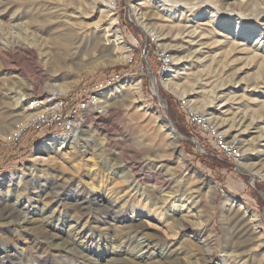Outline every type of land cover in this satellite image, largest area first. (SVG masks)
I'll list each match as a JSON object with an SVG mask.
<instances>
[{
	"label": "rangeland",
	"instance_id": "rangeland-1",
	"mask_svg": "<svg viewBox=\"0 0 264 264\" xmlns=\"http://www.w3.org/2000/svg\"><path fill=\"white\" fill-rule=\"evenodd\" d=\"M65 1L72 0H0V200L8 202L6 211L0 213V253L8 251L22 262L27 261L25 264H36L32 259L35 255L63 264L64 253L53 248L68 245L70 252L87 264H168L170 259H177L180 264H264V121L259 118L262 115L259 107H264V90L260 95L229 88L217 94L215 87L221 83L215 85L209 81L216 78L220 81L225 59L215 55L220 51L196 56L201 47L194 45L197 36H213L211 41L239 42L264 57V21L259 20L254 9L244 11L232 6L234 9L229 10L219 0H114L111 9L107 5L110 0H97L98 5L87 19H75L67 17L69 6L80 8L84 14H89L91 8L84 0L77 5H66ZM64 5L67 9H63ZM197 6H206L210 11L204 10L200 15L185 18L187 12ZM111 13L115 16L111 17ZM109 15L115 21L114 29L120 32L124 46L106 37ZM211 15L214 16L212 20ZM97 22L96 37L104 35V42L96 48L92 42L82 43L77 49L75 43L83 36L75 30L78 33L76 40V36L69 38L66 23L75 29V24L89 28ZM205 22L210 24L209 28ZM171 27L188 29L196 38L187 33L177 36L165 30ZM199 28L206 29V32L200 33ZM249 30L252 34L247 36ZM90 36L87 33L84 38ZM14 42L22 47L12 48ZM62 48L68 50L61 52ZM227 49L228 46L225 51ZM126 52L130 53L127 59ZM245 57L234 56L232 60L236 66L226 74L240 68L246 62ZM160 60L164 66L162 70ZM247 72L239 79L264 78V63ZM117 74L120 78L102 88L95 98H89L90 102L84 107L81 134L88 138L85 147L79 146L80 141L76 140L62 147L39 150L56 137L72 135L61 131L53 134L44 131L39 135L32 131L18 150L7 146L14 144L15 137L24 130H35L42 120L22 118L25 113L45 108L49 112L53 100L47 98L44 101V94L81 96L89 84L101 83ZM193 77L197 84L191 89L188 84L192 83ZM166 80L173 81L177 90L165 88ZM130 81H138V95L131 91L132 95L125 96L128 89L115 91ZM58 85L65 90L61 92L54 88ZM110 92L115 95L110 99L102 98V101L100 98V104L97 103V96H109ZM15 95L27 99L23 101L22 111L20 104L12 98ZM183 95L187 98L184 99ZM218 95L226 99L237 95L243 98L241 103L222 108V103L215 99ZM34 96L42 103L36 104ZM120 101H125L124 105ZM187 101H190L189 105ZM180 102H184L187 108L199 109L204 118L210 114L214 123L207 118L208 122L220 135L223 133L226 141L237 147V159H228L213 142L201 135L197 126L179 108ZM156 119L175 130L176 135L170 132L174 139L168 130L155 123ZM13 121L16 124L11 125ZM15 126L18 133L10 137ZM2 129L8 132L2 134ZM147 163L154 165L147 167ZM154 166H159L167 174L173 173L176 188L185 193L188 189L194 191V205L192 203L190 209L179 201L167 213H158L149 207L154 217L136 219L142 222L135 223L142 224L133 228L129 220L105 215L84 216L78 209L80 201L78 195L73 194L76 188L102 195L91 197L96 198V204L107 205L110 200L118 206L131 201L135 206L143 207L142 199L124 187L120 171L132 174L134 180H140L142 186L149 189L154 178L146 176L154 171ZM32 167L36 170L32 171ZM40 169L43 172L39 173ZM59 173L69 177V185L48 182L50 176ZM162 188L165 192L172 190L166 184ZM227 198L235 200V204L225 206ZM94 202L91 201L89 207H95ZM15 212L26 214L15 218ZM183 220L191 232L185 235L194 234L190 239L193 243H188L184 233L174 237L170 233ZM134 228L142 231L150 245L168 248L167 258L157 249H152V255H143L145 250L139 252V249L126 245L122 235ZM248 229L256 235L260 232L262 246L247 243L239 250L228 244L226 239L231 232H248ZM43 231L50 232L52 238L43 239L40 235ZM198 233L208 240L209 255L205 256L203 248L197 245ZM248 249H251L250 254ZM3 258L0 264H15L5 255ZM82 261L64 264H82Z\"/></svg>",
	"mask_w": 264,
	"mask_h": 264
},
{
	"label": "bare ground",
	"instance_id": "bare-ground-1",
	"mask_svg": "<svg viewBox=\"0 0 264 264\" xmlns=\"http://www.w3.org/2000/svg\"><path fill=\"white\" fill-rule=\"evenodd\" d=\"M84 1L87 4V7H90L91 8V11L89 12V14L81 13L80 12L81 11L80 8H78V7L69 6L68 9L70 11L68 12L67 17L68 18H75V19H77V17H80L82 19H87L88 16L91 14L92 9L95 8L98 5V1L97 0H84ZM219 1L224 2V5H227V7H228L229 10L234 9V7H232V6H236V7H239L241 9H244V11L254 9L255 12L257 13V17H260L259 20L264 21V0H260V2L262 1V3H260V4H258L257 0H240L239 2L237 0L234 3H233L234 0H232V2H229L231 0H219ZM113 2H114V0L108 1V4H107L108 5V8H110V9L112 8V6L114 5ZM236 2H237V4H235ZM65 3H66V5L67 4L77 5V4H80L81 2H80V0H72V1H65ZM100 3L103 4V2H100ZM140 4L141 3L137 4V6H139ZM260 6H262V8H260ZM63 9H67V7L64 5L63 6ZM204 10H209V9H206V6H197V7H195L194 10L188 11L187 14L188 13L189 14L185 18H190V17H195L197 15H200ZM101 13H104V11L101 10ZM111 15H112L111 17L115 16L113 13H111ZM111 17L109 15V18L110 19H109V25H108V28H107L108 35L106 37H111L115 41H118V43H116L117 45H119V44L120 45H123L122 38L120 36V32L116 28L114 29L115 21L113 22V20L111 19ZM213 17H214L213 15L209 16V18H211V20H212ZM74 23H76V22H73V24ZM99 23H100V21H99ZM99 23L97 22L94 25H89V28H87V26L84 28V26H82L81 24H79V25L78 24H75L77 26L75 29H71L70 27H68V25H69L68 23H66L67 26L66 25L65 26H66V30L70 34V37L69 38L72 39L73 37H75L78 34V33L77 34L75 33V30H77L78 32H80V34L83 36L80 39H77L78 41L75 43L77 49H78V46L79 45L81 46L82 43L84 44L86 42H90V43L92 42L93 43V47L95 46V48H96V45H98L100 42H104L103 41L104 40L103 38H106L104 35H102V37H96V34L98 33V30H99V28H98L99 27ZM208 25H210V24H207L206 23V27ZM209 27L210 26H208V28ZM87 29H89V30H87ZM199 29H201L200 30V33L201 32H204V31L206 32V29H204V28H199ZM72 30L74 31V33H73ZM165 30H168L169 33L175 34L177 36L178 35H182L183 33H187L188 35H191L192 37L194 36V33L193 32H191L190 30L187 31L188 29H185V28L171 27V28H167ZM207 32H209V31H207ZM87 33H90V35H91L88 39L87 38H84V36ZM199 34H197V35H199ZM250 34H252V32H250V30H249L246 35L248 36ZM76 38H77V36L74 38V40H76ZM193 38L195 39L196 36H194ZM212 39H213V36L212 37L211 36L204 37L202 35V37H199V38L197 36V40H196V43L194 45L201 47V49H200L201 51L196 52V56L197 55L201 56L202 54H205V53L208 54L210 52L213 53V52L220 51L219 53H216L215 55H218V56H221V57L223 56L222 59L223 58L225 59V61H223L224 67H223L222 72H221V74L223 73L222 75H224L225 77L222 78V75L220 74L221 75L220 76V81H218V78H216L215 80L209 81L210 84L211 83L212 84L215 83V85L217 83H221V85H218L217 87H215V91L217 92V94L218 93H221L223 90H226V89H229V88H232V89H244V91L249 90V92L252 91V92L257 93V94H260V95L263 94V92H260V91L261 90H264V78L258 77L260 79H257V78H254L253 77V79H250V80H247L246 79L245 80V79H242V78L239 79V77H240V75H242L245 72H247L249 69L252 70L253 68L258 67V65L264 63V57H262L260 55H257L256 51L252 50L251 47H250L251 48L250 49V48H248V46H246L244 44H241L239 42H236V43L234 42L232 44H226V42H227L226 41L225 44H223L224 42L221 41V40H219V41L218 40L211 41ZM244 40L246 41V39H244ZM234 41H236V40H234ZM221 42H223V43H221ZM15 46L22 47V45H18V42H14L12 48H14ZM227 46H228V49L225 51V48ZM95 48H93V49H95ZM26 49H28V48H26ZM67 50H68V48H62L61 49V52H65ZM237 55H239V56L245 55L246 56L245 57L246 62L240 68H236L232 74H226L228 70L231 71L236 66L235 65V62H234V60H232V58L234 59V56H237ZM129 57H130V53L129 52H126L125 59H127ZM216 59H217V56H216ZM220 60H221V58H220ZM214 63H216V62H214ZM221 65H220V67H221ZM94 68H97V66H95ZM228 76H230L229 77L230 79H227ZM150 77L153 78V75L150 74ZM261 77H263V76H261ZM222 79H223V83H222ZM166 81H165V84H164L165 88L171 89L172 91L177 90V87L178 86L173 81L172 82L170 80H166ZM191 82L192 83L190 85L188 84V86L191 87V89H192L193 87L196 86L197 81L193 77V78H191ZM110 85H112V84H110ZM241 85H243V87ZM108 86L109 85L104 86L102 88H106ZM55 87H57L56 89L57 90H60L61 92H63V90H65V89L59 88L60 85L54 86V88ZM102 88H99V90H93L91 92L90 98H95L96 95H97L96 93H99L100 91H102ZM125 89H128L127 91H129L128 93H125L124 94L125 96L132 95V92H135V94L138 95L139 92H140L138 81L126 82L124 86H121L119 88V91L118 90H115V91H117V93H118L121 90H125ZM83 90H84V88H83ZM82 93H81V96H82ZM254 93H252V94H254ZM114 95H115V93H113V92H110V95L109 96H100L99 95V96H97V101H98L97 103L100 104L99 102L102 101V98H103V100H105V98H109L110 99ZM18 96L19 95H17V96L15 95L12 98H15L14 99V102L15 103L20 104V106L22 107L21 108V111H22L23 108H24V105H25V103L23 101H25L27 99L26 98H22V96H19V97ZM81 96H76V95L75 96H72L71 94H69L67 97L68 98H79ZM182 97L185 99V98H187V95H183ZM100 98H101V100L99 101ZM242 98H243L242 96H238L237 95V96H232L231 98L226 99V97H222L221 95L220 96L218 95V97L215 98V99H218L222 103V108H224V107H227L229 105L231 106L232 104L241 103L240 100H242ZM205 99H207V98H205ZM52 100L53 101L50 103L49 112L48 113L47 112H43V115H42V113H33V112H29L28 113V114H30L29 117L31 119L36 120L38 118H41L42 120L37 124L35 130H33V129L32 130L31 129H26V130H24L20 134V136H16L15 137L16 141L12 145H15L16 143H18V141H20L21 138H23L24 134H29L32 131H36L38 129V125L53 124L54 122H57L58 120H60V116H61V125H69V122L70 123H78L79 122V125L76 127L75 133L72 134V135H69L71 133H66L69 136L56 137L55 139H53L51 141H48L46 143V145L40 147L39 150H45V149H47V148H49L51 146H61L62 147L63 145H66V144H69V143H74L76 140L80 141V145L79 146L85 147L87 145V143H86V141L88 139L87 136H85L83 133L81 134L82 129H83V126H82L81 122L83 121V113H84V110H85L84 107L90 101L88 99H80V100H77V102L75 103V111H76V114H72V110H64V103H59V101L57 99H55V98H52ZM125 101H120V103H122L124 105V102ZM188 102H190V101H187V103ZM180 103H181V104H179L180 109L185 113V115L189 119H191V120H199L200 118H202V123L206 127L207 130H214V133H218V131L216 130L217 128L215 129L210 124V122H208V120H207V118H208V119H211L212 122H213V118L210 117V114L209 115L207 114L209 117L204 118L205 115L203 114L204 116H202V112H200V110L198 108H197L198 110H195L194 108L188 106V108H189L188 109L186 107V105L184 104V102H180ZM189 104L190 103H188L187 105H189ZM202 105H205V103H203ZM137 109H139V108H137ZM259 109H260V111L262 113V115L260 114L261 116L259 118L262 119V121H264V111H263L264 110V107H263V105L260 106ZM139 110L141 111L142 109H139ZM34 115L35 116L37 115V117H33ZM48 115L50 117H47ZM243 116H245V115H243ZM44 117H46V120L43 119ZM260 119H259V121H260ZM14 122L16 124V121H13L11 123V125L14 124ZM155 123H158V125L160 126L161 129H163V130L165 129V131L168 130L169 131V135L171 137H173V135L170 134V132H172V133L174 132V130H173V128L171 126H167L161 119H156L155 120ZM216 127H218V126H216ZM16 128L17 127L15 126V128L11 131V133L9 134L10 137L13 134H17L18 133V128L17 129ZM263 128H264V126H263ZM261 129H262V127H261ZM6 132H8V130L6 131V129H2V134H5ZM47 133L48 134H53L55 132H51V133L50 132H47ZM260 133H261V131H260ZM173 134H175V133H173ZM173 139H174V137H173ZM5 140H7V139H5ZM233 150L234 151H238L237 147L234 144H233ZM238 156L239 155H234L233 156V159L234 160L237 159L236 157H238ZM152 165H154V164L147 163V167L152 166ZM153 169H154V171L149 176H146L148 178H154V180H152L154 182L152 183V185H151V187L149 189H146L144 186H142V182L140 180H134L132 174L128 175V173H125V172L120 171V173H121L120 179H122V182L124 184V187L126 189H128L130 192L134 193L135 196L137 195L138 197H140L142 199V201L145 203L143 207L142 206L139 207L140 205L135 206L134 203H131V201H124L121 204H119L118 206L115 205V203H113L114 201L112 202L110 200H107L108 201V204L107 205H104V203H102V204H96V202H94V200H96V198L91 199V197H94V196H102V195L95 194V193L93 194L91 191H86L83 188L82 189L76 188L75 190H73V194L78 195V201H80L79 208L78 209L80 211H82V215H84V216H87V215L88 216L89 215H105V216H109V217H112V218H115V219H119V220H125V221L126 220H129V222L131 224H133V225H131L132 228L133 227H139L142 224V223H135V222H138V221L142 222L141 220H136V219L142 218L143 216L144 217H148V218H150V217L153 218L154 217L153 216L154 214L151 213V212H149V207L150 208L151 207L154 208V210L155 211H158V213H160V212L163 213V211H165V212L168 211V210L171 211L172 210L171 207H173L172 205L175 202L179 201L182 204H185L186 205V207H185L186 209L187 208L190 209L191 208V205L193 203L194 191L188 189V190H186V193H185L184 190L180 189L179 187L176 188L177 186H176V181L174 179V174L173 173L172 174H170V173L167 174V173L163 172L162 171L163 169L161 170V168L159 166L156 167V168L154 166ZM34 170H36V169L34 167H32V171H34ZM38 171H39V173L40 172H43V170H41V169L38 170ZM51 173L52 172H50L49 174L51 175ZM19 177L22 178L23 175H20ZM50 178L51 179L48 182H50L51 185H57L58 183H62V184L69 185V183L71 181V180H67L69 177L66 174H64V173H59V175L57 174V175L50 176ZM141 180H142V178H141ZM32 182H34V181L32 180L31 181V184H32ZM165 184L166 185H169V187L171 186L172 187V190L169 189V190H167L165 192L164 188H162ZM167 188H168V186H167ZM44 192H46V189H44ZM183 192L185 193V195H184V197L181 198L180 196L182 194H184ZM91 201H93L96 204L95 207H91V206L89 207V203ZM235 202H236L235 200H232L230 198H227L225 200V206L228 205V204H235ZM7 205H8V202L7 201L0 200V213H1V215H2V213L4 211H6ZM193 205H194V203H193ZM75 206H76V204H75ZM241 207H242L241 204H239V209L240 210H242ZM246 211L249 212L248 210H246ZM21 214L23 215V214H26V213L25 212H15V215L14 216H15V218H19L20 216H22ZM77 214L79 215L78 212H77ZM5 216L7 217V215H5ZM0 217L2 218V216H0ZM8 217H10V216L8 215ZM225 217L226 216H224L223 218L225 219ZM135 224H137V225H135ZM248 230L250 231V233H248L249 231L247 232L245 230H238V231L231 232L227 236V239H226L227 241H229L228 244L229 245H232L233 247H235L236 249H239V250H240V248H243L244 246L248 245L247 243H249V244L256 243V246L257 247L262 246L263 243L261 242V240H263L262 239L263 236L260 234V232L257 231L258 234L256 235V233L254 231H252V229H248ZM188 232L191 233L188 224H186L184 222V220H183V223H179V226L176 228V230L170 231V233L172 234L173 237L174 236H177V234H180L181 235V233H184V236H186L185 234L188 233ZM199 234H201V233H198V235ZM40 235L43 237V239L52 238V235L50 234V232L43 231ZM142 235H143L142 234V231H138V230H136L134 228L131 231L124 232L123 235H122V238L125 240L126 245L133 246V247L139 249V252L145 250L144 253H143V255H145V254L146 255H150V254L152 255L153 254L151 252L152 249H153V251H155V249H157L156 251H159V254L161 256L167 258L168 252H169L168 251V248L167 249L164 248V247L162 248L161 245L157 246L158 244L157 245H150V243H147V241H146L147 239L145 237H143ZM193 235L194 234L190 235L189 237L186 236L187 239H188V243L189 244L191 242L192 243L194 242V241L190 240V239L193 238ZM197 245H200L203 248V251L205 253V256L210 254V249L208 248V240L207 239L202 238L199 235V241H198ZM53 249H57V250H60L61 249L60 252L64 253L63 256L65 255V257L62 256L63 258H65L64 263L65 262H77V263H80L79 261H82L81 259H79V257L77 255H74V254H72L70 252L71 249L69 248L68 245H62L59 248H53ZM160 249H162V250L160 251ZM5 252L6 253H0V259H3L4 260L3 257L5 255V257H8L11 260V262H14L15 264H25L24 262H27V261L22 262L20 260V258H16V256L14 254H11L10 255L8 251H5ZM247 252L250 254L251 249L250 250L248 249ZM143 255H141V256H143ZM263 257H264V254H263ZM32 259H33V261L36 264H59L58 262L56 263V261L51 260V259H48L45 256L35 255ZM168 261H169L168 264H172L173 262H174L173 264H180L179 260H177V259L176 260H171L170 259ZM81 263L82 264H87V263H85L83 261ZM113 263L115 264L116 262H113ZM161 264H164V263H161ZM166 264H167V262H166Z\"/></svg>",
	"mask_w": 264,
	"mask_h": 264
},
{
	"label": "built area",
	"instance_id": "built-area-1",
	"mask_svg": "<svg viewBox=\"0 0 264 264\" xmlns=\"http://www.w3.org/2000/svg\"><path fill=\"white\" fill-rule=\"evenodd\" d=\"M159 62L161 64V69H163L164 66H163L161 60ZM119 78L120 77L117 74V75H114L112 77H109L108 79H105L101 83L89 84L88 87L82 93V96L79 98H68L67 96L53 97L51 92H48L47 94H44V101L47 98H57L59 103H64V110H72V114H76L75 103L77 102V100L89 99L91 92L93 90H99V88L113 84L114 81L119 79ZM32 98H36V104L42 103V102H37V97L34 96ZM46 110H47V108H45V110H42V111H34V113H43V112H46ZM29 116H30V114L25 113V115L22 118H27ZM189 120L197 126V131L201 135H204L211 142H213V144L216 146L217 150L220 153H222L225 157H227L228 159H233L234 155H239V151H234L233 150V144L226 141L225 137L223 135H220L219 133H214V130H207L206 127L202 123V118H200L199 120H191V119H189ZM78 125H79V122L78 123H70L69 122V125H61V116H60V120H58L57 122H54L53 124L38 125V129L36 130L35 133H38V135H39L40 132H44V131H46L45 133L61 131V132L73 134ZM26 135H28V134H24L23 138H21V140L18 141V143H16L15 145H7V146L12 147V149L14 148L15 150H18L21 147V143L26 138ZM2 143L4 144V142H2Z\"/></svg>",
	"mask_w": 264,
	"mask_h": 264
},
{
	"label": "water",
	"instance_id": "water-1",
	"mask_svg": "<svg viewBox=\"0 0 264 264\" xmlns=\"http://www.w3.org/2000/svg\"><path fill=\"white\" fill-rule=\"evenodd\" d=\"M152 81H153V85H154V90H155L156 94H158V93H157V92H158V89H157V87H156V82H155L154 79H153ZM158 100L162 103V100H161L160 98H158ZM174 133H175V130H174Z\"/></svg>",
	"mask_w": 264,
	"mask_h": 264
}]
</instances>
